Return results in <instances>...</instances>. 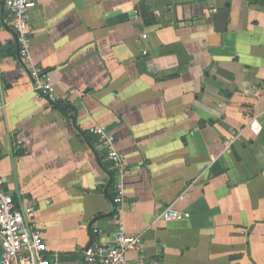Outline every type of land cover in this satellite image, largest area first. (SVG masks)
I'll return each instance as SVG.
<instances>
[{"label": "crops", "instance_id": "crops-1", "mask_svg": "<svg viewBox=\"0 0 264 264\" xmlns=\"http://www.w3.org/2000/svg\"><path fill=\"white\" fill-rule=\"evenodd\" d=\"M35 1L23 65L0 0V179L34 206L47 255L83 264L94 218L92 241L113 239L104 125L127 169L120 220L141 240L129 262L264 264V0Z\"/></svg>", "mask_w": 264, "mask_h": 264}, {"label": "built area", "instance_id": "built-area-1", "mask_svg": "<svg viewBox=\"0 0 264 264\" xmlns=\"http://www.w3.org/2000/svg\"><path fill=\"white\" fill-rule=\"evenodd\" d=\"M35 0H4L6 20L16 33L19 56L22 60L29 57L30 30L28 11L35 5ZM134 17H139L138 9L133 10ZM145 53V52H144ZM33 81V89L39 96H47L52 101L56 98L52 91L50 77L40 67L28 69ZM247 127L253 134L260 132L257 117L252 116ZM91 132L96 134L105 150L106 158L112 163L115 172L113 183L114 222L117 225L111 242L94 240L84 251L83 264H148L143 252H139L133 262L127 259V252L138 250L141 240L138 235H128L120 220L121 205L124 201V176L126 166L122 153L114 146V136L104 125H95ZM0 179V264H58L47 255V245L40 230L32 224L34 206H19L13 197L3 188ZM177 211L164 212L165 219L180 218ZM187 217L188 214H183Z\"/></svg>", "mask_w": 264, "mask_h": 264}, {"label": "water", "instance_id": "water-1", "mask_svg": "<svg viewBox=\"0 0 264 264\" xmlns=\"http://www.w3.org/2000/svg\"><path fill=\"white\" fill-rule=\"evenodd\" d=\"M9 29H10L11 32L13 33L14 39H15V41H16V56H17V58H19V60L22 62V59H21V57L19 56V50H18V43H17V36H16V33H15L11 28H9ZM22 64L24 65L23 62H22ZM44 98L47 99L50 103H52V104H54V105H59V103H56V101H52V100H50L49 98H47V96H44ZM77 129H78V128H77ZM78 130H79V129H78ZM79 132H80L81 136L83 137V139L89 144L86 135H85L81 130H79ZM89 145H90V144H89ZM90 147H91V149L93 150L92 146H90ZM93 152H94L95 157H96V159H97V161H98V164H100V160L98 159V155L96 154L95 150H93ZM100 165H101V164H100ZM101 166H102V165H101ZM105 170H106V169H105ZM106 173H107V175H108V181H107V184H106V186H105V188H104V191H105V192H106V190L110 187V185L112 184V180H113V176H112L111 172H109V171L106 170ZM109 199H110V201L112 202V205H113V207H114V202H113V200H112L111 198H109ZM110 213H112V211H111ZM104 215H105V216H108V215H110V214L108 213V214H104ZM95 219H97V218H94L93 220H91V221L88 222V224H87V230H88V234H89V242H88V246H87V247L90 246V244H91V242H92V239H93V235H92V232H91V225H92V223L95 221Z\"/></svg>", "mask_w": 264, "mask_h": 264}, {"label": "trees", "instance_id": "trees-1", "mask_svg": "<svg viewBox=\"0 0 264 264\" xmlns=\"http://www.w3.org/2000/svg\"><path fill=\"white\" fill-rule=\"evenodd\" d=\"M14 199V198H13ZM15 200V199H14Z\"/></svg>", "mask_w": 264, "mask_h": 264}]
</instances>
